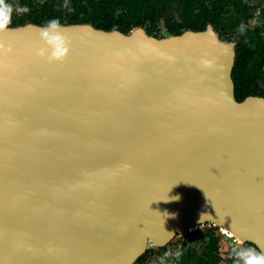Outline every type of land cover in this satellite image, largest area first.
<instances>
[{
	"label": "water",
	"instance_id": "obj_1",
	"mask_svg": "<svg viewBox=\"0 0 264 264\" xmlns=\"http://www.w3.org/2000/svg\"><path fill=\"white\" fill-rule=\"evenodd\" d=\"M0 31V264H132L210 222L264 253V98L212 25Z\"/></svg>",
	"mask_w": 264,
	"mask_h": 264
},
{
	"label": "flooded vegetation",
	"instance_id": "obj_2",
	"mask_svg": "<svg viewBox=\"0 0 264 264\" xmlns=\"http://www.w3.org/2000/svg\"><path fill=\"white\" fill-rule=\"evenodd\" d=\"M63 2L67 0H59L55 8ZM215 13V24L208 23L206 28L212 25L223 41L235 46L234 67L239 63L238 72L232 74L235 96L245 95L240 101L254 96L264 98V0H222ZM162 27L166 28L164 20L154 32L161 34ZM188 237L198 245L187 244ZM223 238L229 243L225 253L220 251ZM169 246L174 247L170 250ZM249 247L261 253L254 243L240 241L224 228L205 222L176 234L164 245H151L132 264H236L234 249Z\"/></svg>",
	"mask_w": 264,
	"mask_h": 264
},
{
	"label": "trees",
	"instance_id": "obj_3",
	"mask_svg": "<svg viewBox=\"0 0 264 264\" xmlns=\"http://www.w3.org/2000/svg\"><path fill=\"white\" fill-rule=\"evenodd\" d=\"M67 3L69 9L65 10L61 6L58 9L55 6L42 7L40 0H5V4L11 7L18 5L11 11L8 24H48L51 20L64 23L67 20L70 23H92L106 30L117 27L123 32L147 25V31L155 33L164 20L169 32L181 34L187 29L204 30L208 23L215 24L216 5L222 0H67ZM23 7L28 11H19ZM16 10L18 12H14ZM237 65L238 62L233 74L238 72ZM244 96L236 95V98L240 101Z\"/></svg>",
	"mask_w": 264,
	"mask_h": 264
},
{
	"label": "clouds",
	"instance_id": "obj_4",
	"mask_svg": "<svg viewBox=\"0 0 264 264\" xmlns=\"http://www.w3.org/2000/svg\"><path fill=\"white\" fill-rule=\"evenodd\" d=\"M11 6L5 4V0H0V31L7 27L11 22ZM21 12H27V7L19 9ZM60 24L58 20L48 22L46 28L41 32L42 38L51 48L49 60L63 61L68 54V47L65 39L58 34ZM236 264H264V253H257L252 248L234 249Z\"/></svg>",
	"mask_w": 264,
	"mask_h": 264
},
{
	"label": "rangeland",
	"instance_id": "obj_5",
	"mask_svg": "<svg viewBox=\"0 0 264 264\" xmlns=\"http://www.w3.org/2000/svg\"><path fill=\"white\" fill-rule=\"evenodd\" d=\"M59 3V0H56V1H51V0H48V1H41V6L43 7V6H56V3ZM7 5V4H6ZM17 4L15 5V6H13V7H11V9L13 10L14 8H17ZM61 7H63L65 10H68L69 9V6H68V3H66V2H63V3H61ZM14 12H18L17 10L16 11H14ZM164 29H165V27H162L161 28V34H163V31H164ZM187 239V238H186ZM187 244H194V245H198V243H197V241H192V239L190 238V237H188V239H187ZM174 243V242H173ZM229 243H227V239L226 238H223V240L221 241V244H220V251L222 252V253H225V251H226V248H228L229 247V245H228ZM174 246H169L168 248L171 250L172 248H173ZM224 264V263H223Z\"/></svg>",
	"mask_w": 264,
	"mask_h": 264
},
{
	"label": "bare ground",
	"instance_id": "obj_6",
	"mask_svg": "<svg viewBox=\"0 0 264 264\" xmlns=\"http://www.w3.org/2000/svg\"><path fill=\"white\" fill-rule=\"evenodd\" d=\"M224 231H227L226 229H224Z\"/></svg>",
	"mask_w": 264,
	"mask_h": 264
}]
</instances>
